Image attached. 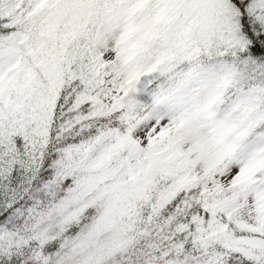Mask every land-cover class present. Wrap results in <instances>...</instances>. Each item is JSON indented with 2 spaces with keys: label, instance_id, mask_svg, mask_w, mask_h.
<instances>
[{
  "label": "trees",
  "instance_id": "1",
  "mask_svg": "<svg viewBox=\"0 0 264 264\" xmlns=\"http://www.w3.org/2000/svg\"><path fill=\"white\" fill-rule=\"evenodd\" d=\"M150 1L155 0H9L0 7V264L71 263L73 243L96 216L97 205L78 210L65 222L56 218V206L74 185V176L58 175L59 160L72 147L106 132H127L153 101H165L186 85L189 66L233 61L236 73L226 98L264 87V11L251 9V0L225 1L222 16L206 23L216 36L211 29L198 33L201 25L193 26L191 34L173 29L174 23L157 31L162 22L146 33L157 15L148 7ZM110 13L118 14L123 34L127 25L134 33L128 34V43L109 67L114 76L137 81L139 96L132 111L136 117H126L119 109L92 115L91 101L79 102L86 92L79 77V50L92 45L98 17ZM231 27L237 36L228 38L227 46L219 43L217 38H227ZM29 112L35 113L31 129L26 127ZM261 130L264 118L253 125L247 139ZM31 135L40 142L32 173L26 157ZM227 160L224 156L218 165ZM162 178L156 174L139 197L127 243L98 264L193 261L196 225L209 216L205 177L178 188L158 205L168 184ZM221 220L234 236H254L234 220ZM220 259L219 264H264L233 250L222 252Z\"/></svg>",
  "mask_w": 264,
  "mask_h": 264
},
{
  "label": "rangeland",
  "instance_id": "2",
  "mask_svg": "<svg viewBox=\"0 0 264 264\" xmlns=\"http://www.w3.org/2000/svg\"><path fill=\"white\" fill-rule=\"evenodd\" d=\"M7 1L0 0V7ZM225 1H150L148 7L155 8L157 15L146 33L162 22L157 31L174 23L173 29L191 34L193 26L201 25L198 33L211 29L216 36L206 23L222 16ZM249 6L264 11V0H251ZM226 8L233 19L229 3ZM110 14L98 17L92 45L79 50V77L86 87L79 102L90 100L92 115L119 109L131 117L139 85L114 76L109 64L128 43V34L134 33L127 25L123 34L118 14ZM231 28L227 38H217L219 43L227 46L228 38L237 36ZM186 71V85L165 101H153L127 132H106L89 144L72 147L59 160L58 175L74 176V185L56 206V218L65 222L78 210L97 205L96 216L73 243L75 255L69 264H98L127 243L135 225L134 207L156 174L168 179L158 205L178 188L205 177L203 191L211 196L206 203L209 216L196 225V252L190 264H219L226 250L264 263V130L247 139L253 125L264 118V87L226 98L236 73L235 63L226 59L192 65ZM27 115L26 127L31 129L35 113ZM31 136L26 147L30 173L40 149L37 136ZM224 156L228 160L218 165ZM2 175L0 166V180ZM221 216L254 236L232 235L220 222Z\"/></svg>",
  "mask_w": 264,
  "mask_h": 264
}]
</instances>
